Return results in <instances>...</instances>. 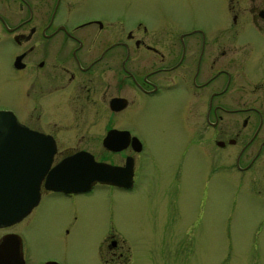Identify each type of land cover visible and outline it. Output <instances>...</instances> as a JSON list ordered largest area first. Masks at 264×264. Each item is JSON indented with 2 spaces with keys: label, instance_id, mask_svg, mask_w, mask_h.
<instances>
[{
  "label": "flooded vegetation",
  "instance_id": "1",
  "mask_svg": "<svg viewBox=\"0 0 264 264\" xmlns=\"http://www.w3.org/2000/svg\"><path fill=\"white\" fill-rule=\"evenodd\" d=\"M86 1L0 0V42L8 47L3 68L15 85L19 98L14 105L21 111L7 106L0 110L42 134L50 156L34 206L19 220L0 226V255L15 253L19 245L23 264L29 259L18 228L42 199L134 188L138 156L146 146L123 126L127 110L139 111L161 96L173 100L179 117L176 130L190 137L189 115L196 105H201L203 127H215L218 112L237 115L240 125L226 127L234 138L214 140V145L235 146L230 163L240 174L264 161V0H225L228 22L210 31L195 23L148 31L137 18L127 27L123 18L75 16V5ZM241 17L262 42L236 41ZM233 86L230 108L219 99ZM200 146L207 156L205 145ZM85 156L104 165L112 182L94 181L80 190L78 165ZM123 174H128V186L123 185ZM101 238L98 264H131L132 251L123 240L111 231ZM47 261L61 264L54 258L38 264Z\"/></svg>",
  "mask_w": 264,
  "mask_h": 264
},
{
  "label": "rangeland",
  "instance_id": "2",
  "mask_svg": "<svg viewBox=\"0 0 264 264\" xmlns=\"http://www.w3.org/2000/svg\"><path fill=\"white\" fill-rule=\"evenodd\" d=\"M224 1L87 0L78 2L73 14L123 18L127 27L137 18L148 31L190 23L210 31L228 22ZM241 22L238 43L262 42L244 17ZM6 49L0 42V106L18 113L19 96L3 68ZM234 90L219 99L226 107H234ZM173 105L161 96L139 111L123 113V126L146 146L138 156L133 189L66 200L46 197L31 210L18 228L28 264L43 258L98 264L97 247L107 231L132 251L131 264H264V161L252 167L254 172L240 174L230 163L235 146L220 149L213 143L234 138L232 127H226L240 125L241 117L218 112L217 125L203 127L201 105H196L189 115L190 137L176 130Z\"/></svg>",
  "mask_w": 264,
  "mask_h": 264
},
{
  "label": "water",
  "instance_id": "3",
  "mask_svg": "<svg viewBox=\"0 0 264 264\" xmlns=\"http://www.w3.org/2000/svg\"><path fill=\"white\" fill-rule=\"evenodd\" d=\"M43 139L42 134L19 125L11 112L0 110V226L19 220L37 201L38 184L50 161ZM85 157L87 159L78 165L80 190L94 181L112 182L104 165ZM126 168L129 169V165ZM129 181L128 174H123V185L128 186ZM45 186L52 187L47 183ZM20 256L18 245L15 253L0 255V264H23ZM44 264L57 263L47 261Z\"/></svg>",
  "mask_w": 264,
  "mask_h": 264
}]
</instances>
